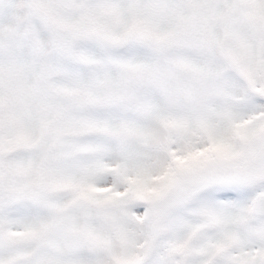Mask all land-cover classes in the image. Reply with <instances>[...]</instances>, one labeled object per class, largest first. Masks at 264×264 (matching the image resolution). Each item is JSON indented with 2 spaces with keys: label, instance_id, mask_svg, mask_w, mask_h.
Here are the masks:
<instances>
[{
  "label": "snow or ice",
  "instance_id": "snow-or-ice-1",
  "mask_svg": "<svg viewBox=\"0 0 264 264\" xmlns=\"http://www.w3.org/2000/svg\"><path fill=\"white\" fill-rule=\"evenodd\" d=\"M0 264H264V0H0Z\"/></svg>",
  "mask_w": 264,
  "mask_h": 264
}]
</instances>
